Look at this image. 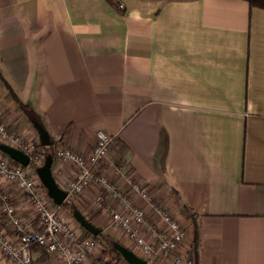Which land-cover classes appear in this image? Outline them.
Instances as JSON below:
<instances>
[{
  "label": "crops",
  "instance_id": "0c3cea01",
  "mask_svg": "<svg viewBox=\"0 0 264 264\" xmlns=\"http://www.w3.org/2000/svg\"><path fill=\"white\" fill-rule=\"evenodd\" d=\"M118 1L122 13L105 0H0L2 76L52 150L85 156L96 131L111 135L109 157L150 186L191 240L187 206L199 233L194 264H264V10L243 0ZM7 95L0 87V117L35 140ZM50 170L62 188L74 169L53 158ZM0 190L38 229L26 198L1 179ZM97 192L80 205L101 227ZM0 228L14 234L1 213ZM52 258L34 250L31 264ZM0 264H9L1 254Z\"/></svg>",
  "mask_w": 264,
  "mask_h": 264
},
{
  "label": "built area",
  "instance_id": "2783aa9c",
  "mask_svg": "<svg viewBox=\"0 0 264 264\" xmlns=\"http://www.w3.org/2000/svg\"><path fill=\"white\" fill-rule=\"evenodd\" d=\"M25 139L0 122L1 144L28 156L34 154L37 143ZM112 141L111 135L96 131L88 155H79L59 145L53 149V158L74 169L72 177L61 188L66 193V200L80 204L82 193L95 187L98 191L94 198L95 205L104 211L109 226L122 232L136 255L146 264H154L155 261L194 264L187 230L168 207L159 203L149 185L132 179L120 160L109 157ZM32 158L39 166L40 158L37 155ZM105 163L113 168L118 180L123 181V188L104 172L102 167ZM33 170L0 152V179L26 198L33 211L34 221L38 224V229L32 230L30 222L17 214L11 197L0 190V213L14 227L12 235H7L0 228L2 258L9 264H31L32 252L37 250L53 257L52 264H83L97 248L98 242L59 217L56 206L44 196V189ZM108 264L125 263L112 260Z\"/></svg>",
  "mask_w": 264,
  "mask_h": 264
},
{
  "label": "water",
  "instance_id": "95a60500",
  "mask_svg": "<svg viewBox=\"0 0 264 264\" xmlns=\"http://www.w3.org/2000/svg\"><path fill=\"white\" fill-rule=\"evenodd\" d=\"M34 129L36 130L39 145H42L43 147H49L51 144H53V141L50 139L48 133L43 128L41 123H38L37 121L32 122ZM0 152L8 157V159H11L12 161L22 165L23 167L30 166V159L29 156L25 153L21 152L20 150H17L15 148L6 146L4 144H0ZM52 155L47 154L43 156V163L41 166H37L34 168V173L38 179V183L41 184L43 187L46 198L50 200L53 205L57 207L62 206V204L66 201V193L55 183L54 177L51 172V166H52ZM72 219L76 221V223L80 226L82 231L88 232L91 236H97L101 232L99 228L94 226L90 221L85 219V217L81 214L80 211H75L72 214ZM112 247L115 251L118 252L119 256L122 258L124 263L126 264H146L144 260H142L137 255H134L132 251L127 249L125 246H122L121 244L117 242H111Z\"/></svg>",
  "mask_w": 264,
  "mask_h": 264
},
{
  "label": "trees",
  "instance_id": "16d2710c",
  "mask_svg": "<svg viewBox=\"0 0 264 264\" xmlns=\"http://www.w3.org/2000/svg\"><path fill=\"white\" fill-rule=\"evenodd\" d=\"M106 3H108L110 6L112 5L113 8H115L118 12L122 13L123 12V6L121 5V3H119L118 0H105ZM159 1H164V0H159ZM166 1V0H165ZM247 3L249 9L251 8H257L260 10H264V0H243ZM0 87L8 94L7 96H9V98L13 101V103H15L16 105L19 106V108H21L23 110V112H25V114H27L28 116V121H30L31 123L33 121H37L39 123V121L37 120V118H35L34 114H32L31 110L29 108H27L26 105H23L19 99L17 98V96H15L11 86L9 85V83H7V81L5 80V78L2 76L1 72H0ZM36 119V120H35ZM38 138V137H37ZM39 140L38 143L36 144V151L34 152V154H29V158H31V162L30 165L32 168H36V164L33 161V156L35 154H38L39 156H41V158L47 154H51L52 155V159H53V151L51 146L49 147H43L42 145H39ZM41 186V185H40ZM42 187V186H41ZM43 188V187H42ZM45 192V191H44ZM171 193H174L173 191H171ZM63 209H65L69 215H72L75 211L78 210L77 207H75V205L66 200L62 206ZM183 209L188 213L187 215H189L190 219H191V228H192V239H191V248H192V253L194 255V257L196 256V252L198 250V246H199V233H198V228L197 224H196V218L195 215H193V213L190 211V209L187 206H183ZM84 235L86 236H91L88 232H85L84 230L82 231ZM101 232V230H100ZM93 237V236H92ZM94 240H96L97 242H99L100 244L103 245L102 250H101V255H100V259L96 264H108L109 263V256H116L117 258H120L119 254L117 251H115L112 247V244L110 240H108V238L106 237V235L101 232L99 235L94 236L93 237ZM121 259V258H120Z\"/></svg>",
  "mask_w": 264,
  "mask_h": 264
},
{
  "label": "rangeland",
  "instance_id": "374dc122",
  "mask_svg": "<svg viewBox=\"0 0 264 264\" xmlns=\"http://www.w3.org/2000/svg\"><path fill=\"white\" fill-rule=\"evenodd\" d=\"M27 115V114H26ZM36 120V119H35ZM39 121V120H38ZM0 122H3L4 124H6V126L8 127V128H10L11 130H12V132H14L15 130L10 126V125H8L6 122H4L3 121V119L0 117ZM40 122V121H39ZM15 134H16V131H15ZM25 138V137H24ZM26 140V139H25ZM31 142H33V143H38V138L36 137V139L34 140V139H32V140H30ZM1 144V143H0ZM53 151V150H52ZM35 155H37L38 156V158H40V160H41V163H40V165L39 166H41L42 165V163H43V157L41 158V156H39L38 154H35ZM28 168H29V170H31V169H34V168H32L31 167V165L30 166H28ZM41 185V184H40ZM71 202V201H70ZM74 205H75V207H77L78 208V211H80L81 212V214L85 217V219H86V216H85V214H88V211L84 208V207H81V205L80 204H78V203H74V202H72ZM165 206V205H164ZM84 213V214H83ZM57 214L59 215V217L62 219V220H64L69 226H71V227H73V228H75V229H77V230H79L80 232H82V229L80 228V226L76 223V221L75 220H73L72 218V215H69V213L65 210V209H63L62 207H57ZM106 220H107V224H105L104 226H96L97 228H99V229H101V232H103L105 235H106V237L108 238V240H110V241H112V242H117V243H119V244H121L122 246H125L127 249H129L130 251H132L133 253L135 252V250H133L132 249V245H131V243H129V241L128 242H126V244L125 243H121L122 241H121V239H120V236L122 237V232L121 231H118V229H116V231H118L119 233H120V235H117L116 237L115 236H110L109 234H108V230H110V229H113L112 227H110L109 226V224H108V222H109V219H107V217L105 218ZM177 219V218H176ZM88 221H90L89 219H87ZM178 220V219H177ZM179 221V220H178ZM107 229L106 231L104 230L105 228ZM109 227V228H108ZM185 228V227H184ZM190 228H191V226H190ZM186 230H187V228H185ZM124 237V236H123ZM122 237V238H123ZM124 239L126 240V238L124 237ZM98 244V246H97V249L98 250H100L99 252V255H98V257H96V259H95V257H93V259L94 260H92V262H91V264H96L98 261H99V259L101 258L100 257V255H101V250H102V247H103V245L102 244H100L99 242L97 243ZM93 254L92 253H90L88 256H87V259L89 258V256H92ZM134 255H136V252L134 253ZM95 256V255H94ZM138 256V255H137ZM139 257V256H138ZM121 258V257H120ZM120 258H117L116 256H112V255H110L109 256V263L110 262H112V260H117V261H121V262H123L124 263V261L122 260V258L120 259ZM86 259V260H87ZM85 260V261H86ZM126 264V263H125Z\"/></svg>",
  "mask_w": 264,
  "mask_h": 264
}]
</instances>
